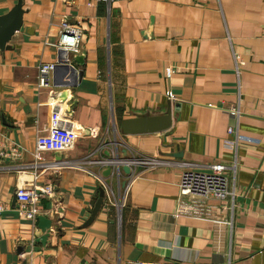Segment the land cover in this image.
<instances>
[{"label": "crops", "instance_id": "1", "mask_svg": "<svg viewBox=\"0 0 264 264\" xmlns=\"http://www.w3.org/2000/svg\"><path fill=\"white\" fill-rule=\"evenodd\" d=\"M17 1L0 0V15ZM21 2L0 50V264H264V0ZM62 21L80 28L79 50L40 88L38 66L63 59ZM167 109V131H119ZM53 127L75 143L39 162L35 139ZM136 157L161 164L92 163ZM214 164H235L236 196L178 215L181 173ZM34 177L53 193L27 221L15 191Z\"/></svg>", "mask_w": 264, "mask_h": 264}, {"label": "built area", "instance_id": "2", "mask_svg": "<svg viewBox=\"0 0 264 264\" xmlns=\"http://www.w3.org/2000/svg\"><path fill=\"white\" fill-rule=\"evenodd\" d=\"M101 2H110L118 0H95ZM81 30L67 21H62L58 41L55 47L63 52L62 62L46 63L38 66L37 86L40 88L48 87L50 83V73L58 63H67V57L70 53H76L79 50L81 42ZM169 73V69L167 70ZM231 114L238 116L237 108L230 109ZM237 120V119H236ZM229 134L235 133L233 126L227 128ZM75 130H67L63 127H53L46 134L39 135L35 139V158L42 161L43 152H62L73 147L76 134ZM15 146V145H14ZM12 146L11 153L19 156L17 149ZM0 155H5L0 151ZM160 159L156 158H131L128 161L101 159L93 161L100 166L112 165L117 169L120 165H137L138 167H154L161 164ZM35 163L34 166H37ZM41 166V165H40ZM229 173L231 174L229 176ZM235 164L225 166L214 164L211 166L210 173H201L197 171H183L178 181V210L177 214L188 215L191 217H202L209 215L211 207L208 204L210 200L223 201L227 198L233 199L236 196L234 184ZM35 178L30 182H25L18 186L15 191V198L18 202L17 213L20 219L34 221L39 213L38 202L43 197L52 196V188L48 185L37 186ZM105 186V184H103ZM5 206L0 203V214Z\"/></svg>", "mask_w": 264, "mask_h": 264}, {"label": "water", "instance_id": "3", "mask_svg": "<svg viewBox=\"0 0 264 264\" xmlns=\"http://www.w3.org/2000/svg\"><path fill=\"white\" fill-rule=\"evenodd\" d=\"M23 13L22 2L18 0L7 13L0 15V50L9 49L8 42L15 32L20 29L23 22ZM171 124L172 115L170 110L167 109L164 114L160 115L143 114L123 119L119 124V131L123 135L159 133L167 131L171 127ZM140 169L141 166L137 168V171ZM123 171L126 174L130 172L129 168L125 166L123 167ZM121 185L125 187L126 182L122 181ZM102 197L103 191L100 190L99 201L94 211L99 206Z\"/></svg>", "mask_w": 264, "mask_h": 264}, {"label": "rangeland", "instance_id": "4", "mask_svg": "<svg viewBox=\"0 0 264 264\" xmlns=\"http://www.w3.org/2000/svg\"><path fill=\"white\" fill-rule=\"evenodd\" d=\"M39 215V213L36 215V217Z\"/></svg>", "mask_w": 264, "mask_h": 264}]
</instances>
